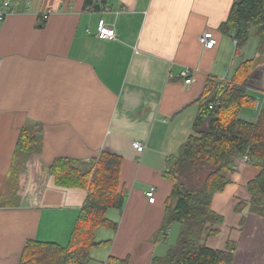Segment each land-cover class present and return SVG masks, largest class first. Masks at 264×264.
Listing matches in <instances>:
<instances>
[{"label": "crops", "instance_id": "obj_1", "mask_svg": "<svg viewBox=\"0 0 264 264\" xmlns=\"http://www.w3.org/2000/svg\"><path fill=\"white\" fill-rule=\"evenodd\" d=\"M232 2L106 0L94 12L83 9L84 0H11L13 12L0 20V196L20 128L38 123L45 166L55 157L89 161L102 150L122 157L126 201L106 212L117 228H97L95 239L101 233L97 241L108 242L92 248L86 264H114L110 258L150 264L163 256L179 231H161L172 188L163 175L167 158L193 132L207 78L232 74L236 54L227 55L230 37L219 30ZM102 25L113 27L115 38L99 39ZM205 31L217 40L212 49L199 41ZM257 67L256 87L247 89L255 105L239 114L249 122L264 109V62ZM184 68L192 70L189 83L180 75ZM134 140L145 146L141 153ZM258 172L237 157L225 173L230 182L213 196L223 223L203 243L214 249L234 243L226 264H264V216L249 209L246 188ZM150 186L153 203L145 195ZM20 188L16 204L0 200V264H19L28 240L65 246L85 200L83 189L57 186L36 160L24 168ZM239 202L244 206L236 211Z\"/></svg>", "mask_w": 264, "mask_h": 264}, {"label": "trees", "instance_id": "obj_2", "mask_svg": "<svg viewBox=\"0 0 264 264\" xmlns=\"http://www.w3.org/2000/svg\"><path fill=\"white\" fill-rule=\"evenodd\" d=\"M105 2L84 0L83 9L97 12ZM219 30L236 40V55L251 32L257 45L252 57L241 58L233 66L226 81H218L214 76L207 78L198 99L193 132L179 154L167 158L163 175L172 182V188L165 202V223L161 231L165 236L173 223L178 224L179 231L175 243L163 256H154L150 264H226L231 260L234 243H227L224 249H214L206 246L203 238L218 233L214 227L223 223V217L212 209V199L230 182L225 173L244 154L259 169L246 185L250 194L248 206L264 216V109L259 110L254 122L239 116L243 107H253L256 102L247 87L256 86L252 71L264 60V0H233ZM40 133L38 123L27 122L20 128L0 196L2 203L10 206L17 203L21 174L26 163L35 160L39 170H45L57 186L83 189L85 200L65 246L28 240L19 264H86L91 259L90 250L108 242L95 239L97 228H117V222L108 219L106 212L111 208L122 209L126 201L127 192L119 186L122 157L102 150L97 158L89 161L55 157L45 166L39 158ZM243 206L239 202L235 210ZM109 260L114 264L127 263V258Z\"/></svg>", "mask_w": 264, "mask_h": 264}, {"label": "built area", "instance_id": "obj_3", "mask_svg": "<svg viewBox=\"0 0 264 264\" xmlns=\"http://www.w3.org/2000/svg\"><path fill=\"white\" fill-rule=\"evenodd\" d=\"M13 10L11 8V0H2L0 2V20H3L5 18L6 15H8L9 13H12ZM116 34H115V30L113 27L107 26V25H102L99 27L98 33H97V37L99 39H113L115 38ZM199 41L202 44L204 49H212L216 43L217 40L214 37L213 33L211 31H205L203 32L200 36H199ZM233 44H236V40H233ZM192 74V70H190L189 68H184L181 72L180 75L182 77H188L185 79V83H189L191 81L190 75ZM226 81V79L224 78H218V81ZM132 148L137 152V153H141L144 150V145L139 142V141H132L131 143ZM240 160L242 162H249V157L244 154L240 157ZM154 192H155V187L150 186L146 191H145V195L147 197V200L149 203H153L154 202Z\"/></svg>", "mask_w": 264, "mask_h": 264}, {"label": "rangeland", "instance_id": "obj_4", "mask_svg": "<svg viewBox=\"0 0 264 264\" xmlns=\"http://www.w3.org/2000/svg\"><path fill=\"white\" fill-rule=\"evenodd\" d=\"M256 45H257V41H256V38H255V36L253 35V32H251L250 33V36H249V38H248V40L246 41V43L245 44H243L242 46H241V50H240V53H238L237 55H234V60H233V65H235V64H237L239 61H240V59L242 58V57H249L250 55L252 56L253 54H254V51H255V48H256ZM224 47H225V50H226V53H227V55H230V53H232V59H233V54H234V51H235V45L233 44V40L231 39V38H227V42L225 43V45H224ZM243 55V56H242ZM263 56H264V54H263ZM263 61L264 60H262L261 62L263 63ZM258 64H260V62L258 63ZM259 66V65H258ZM258 68V67H257ZM254 70H256V68L254 69ZM253 70V71H254ZM252 71V72H253ZM254 87H256V86H254ZM258 87V86H257ZM247 89H248V87H247ZM257 99L259 100V101H261V99L259 98V97H257ZM242 114V113H241ZM242 116V115H241ZM29 122V121H28ZM241 157V156H240ZM32 162H34V161H32ZM31 162V163H32ZM250 162V161H249ZM30 163V162H29ZM29 163H26V166L25 167H27L28 165H29ZM247 163V162H246ZM24 167V168H25ZM20 191H21V188L19 189V191H18V195H17V202L19 201V194H20ZM172 226H174V227H176V226H178V224L177 223H173L172 225H171V228H172ZM100 232H106V230H103V231H100ZM162 237V236H161ZM101 238V233H97V235H96V240H99ZM174 239H176V238H174ZM175 240H172V235L170 236V238L168 239V241H167V244L168 243H170L169 245H171L173 242H174ZM94 251V250H93ZM93 251L91 252V253H93Z\"/></svg>", "mask_w": 264, "mask_h": 264}]
</instances>
